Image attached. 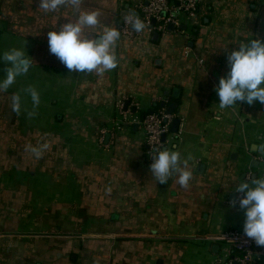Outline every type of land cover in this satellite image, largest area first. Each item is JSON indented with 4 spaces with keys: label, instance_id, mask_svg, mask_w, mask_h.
I'll return each mask as SVG.
<instances>
[{
    "label": "crops",
    "instance_id": "1",
    "mask_svg": "<svg viewBox=\"0 0 264 264\" xmlns=\"http://www.w3.org/2000/svg\"><path fill=\"white\" fill-rule=\"evenodd\" d=\"M142 1L81 0L45 13L38 0H0V53L21 48L31 60L29 72L0 91V264L230 257L215 238L242 229L243 210L231 205L235 184L264 172V104L221 109L214 86L228 71L226 49L264 41V0H205L190 30L120 33L117 67L101 74L68 70L49 52L47 32L68 19L98 10L99 23L85 29L98 38ZM29 86L40 93L35 109ZM13 93L22 97L19 113ZM173 104L170 116L180 123L164 147L179 151L192 171L187 187L175 176L154 181L153 151L138 124Z\"/></svg>",
    "mask_w": 264,
    "mask_h": 264
},
{
    "label": "clouds",
    "instance_id": "2",
    "mask_svg": "<svg viewBox=\"0 0 264 264\" xmlns=\"http://www.w3.org/2000/svg\"><path fill=\"white\" fill-rule=\"evenodd\" d=\"M70 2L78 8L81 0H38V7L45 13L56 11ZM98 10L81 12L75 21L68 19L58 28L47 32V45L51 54L68 69L79 73L97 74L109 72L117 67L118 59L115 45L120 39V30L106 27L98 36L85 31L99 23ZM130 28L136 32L144 29V22L135 14L126 17ZM228 71L219 77L214 91L221 109L243 101L251 105L254 102L264 104V41L248 38L238 43L231 51L225 50ZM0 62L6 66L0 76V91H7L17 78L29 72L30 57L25 49L10 48L0 53ZM30 97L33 109L40 104V93L32 86L24 89ZM12 111L19 113L22 108V97L18 93L11 96ZM34 116L35 113H29ZM39 156L37 149H32ZM264 154V147L261 148ZM153 160L149 165L155 182L165 184L175 176L180 187H187L193 179L192 171L187 169L181 153L174 147L154 146ZM236 198L231 202L243 210L244 235L258 246H264V175L253 176L251 173L240 178L234 189Z\"/></svg>",
    "mask_w": 264,
    "mask_h": 264
},
{
    "label": "built area",
    "instance_id": "3",
    "mask_svg": "<svg viewBox=\"0 0 264 264\" xmlns=\"http://www.w3.org/2000/svg\"><path fill=\"white\" fill-rule=\"evenodd\" d=\"M205 0H145L135 6V14L144 22L140 32L130 30L125 16L119 25L120 33L127 37L138 36L145 32L149 36L155 32H166L172 25L174 30L181 26L190 30L195 25V18ZM172 118L163 110L151 112L139 118L138 124L144 133L145 144L154 152V146L164 147L161 140L169 133ZM264 175V172L261 174ZM228 249L230 257L219 258L215 264H256L264 260V246H258L246 237L242 229L223 232L215 238ZM258 246V248H256Z\"/></svg>",
    "mask_w": 264,
    "mask_h": 264
},
{
    "label": "water",
    "instance_id": "4",
    "mask_svg": "<svg viewBox=\"0 0 264 264\" xmlns=\"http://www.w3.org/2000/svg\"><path fill=\"white\" fill-rule=\"evenodd\" d=\"M180 28H182V29H184V27L183 26H181ZM131 29V28H130ZM174 28H173V26L172 25H169L168 27H167V30H169V31H172ZM132 30V29H131ZM157 37V34H155L154 35V38H156ZM162 107L164 106V104L161 102V104H160ZM174 107V104L173 105H171V106H169L168 108H167V110H166V114H168V115H170L171 113H172V108ZM179 123H180V120L178 119V118H174L172 121H171V126H170V129H169V132L171 133V134H176V132H177V129H178V125H179ZM165 135H163L162 137H161V140L164 142V140H165ZM255 168L257 167V162H255Z\"/></svg>",
    "mask_w": 264,
    "mask_h": 264
}]
</instances>
